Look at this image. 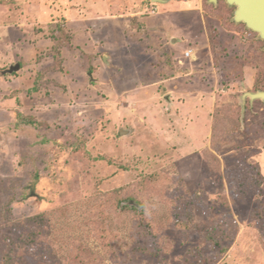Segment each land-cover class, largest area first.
<instances>
[{
    "label": "rangeland",
    "instance_id": "rangeland-1",
    "mask_svg": "<svg viewBox=\"0 0 264 264\" xmlns=\"http://www.w3.org/2000/svg\"><path fill=\"white\" fill-rule=\"evenodd\" d=\"M1 1L0 235L24 232L17 263L264 264V100L239 102L264 90V41L230 21L233 7ZM60 22L71 47L91 40L105 61L63 48L51 70ZM115 194L137 210L103 208ZM36 214L47 232L32 236ZM6 249L0 237V264Z\"/></svg>",
    "mask_w": 264,
    "mask_h": 264
},
{
    "label": "trees",
    "instance_id": "trees-1",
    "mask_svg": "<svg viewBox=\"0 0 264 264\" xmlns=\"http://www.w3.org/2000/svg\"><path fill=\"white\" fill-rule=\"evenodd\" d=\"M0 2H3L0 0ZM212 14L214 15L215 12H212ZM215 17V16H214ZM222 23L223 25L228 28H225L227 30H234L233 29V26H230V25H227L224 23V21L222 20ZM138 26V24H137ZM65 27L63 25V23H55L53 25V28L50 29V35H48V38L50 39V43L48 44V46L45 47L44 49V55L45 56H48L52 59V65H50V69L51 70H55V71H61L63 70L62 66L63 64L67 61V57L70 56V57H73L75 60L77 58H80V60H83V59H88V61H91V63H95V61L97 60H100L102 62H104L105 60H103V57L100 55H98L96 53V46L94 42H92L91 40H86L85 42L83 41L82 43V46H76V47H71V34H69L68 32H66L65 30ZM89 37V35H87ZM65 49L67 50L66 54H68V56L66 54H63L62 53V49ZM72 49V50H70ZM211 49H212V52H213V64H220V62L222 61H225L226 58H227V54L224 53V51H222V48L220 47V44H219V40L218 39H214L213 37V40L211 41ZM30 55L32 54V52L34 51H30ZM40 54H35V57H36V61H40L42 60V56L40 57ZM44 60V59H43ZM25 62L24 61H20L19 63V66H20V69L24 66ZM90 65L89 66V70H93L94 69V65ZM172 64L170 63V66L171 67ZM228 70H230L228 68ZM226 70V72L228 73L229 71ZM197 70H195V72L193 73L194 76H196L198 74V71L196 72ZM43 73V71L39 70L36 72V75H35V79H34V82H33V85L30 87V90L31 91H36L38 90V81H40V77H41V74ZM16 74V73H14ZM173 79V77H170ZM231 79V78H230ZM228 79V80H230ZM175 80V78L173 79ZM209 81V80H208ZM211 81V80H210ZM209 81L206 82L205 81V84H209L207 85L208 87H205V89H212V83ZM231 84V83H230ZM229 84L226 83V85L224 86H227ZM194 88H196L195 86L196 85H193ZM211 86V87H209ZM198 87V86H197ZM204 87V85H203ZM197 89V88H196ZM195 90V89H194ZM206 95V98H208V94H205ZM217 104V103H216ZM217 106L218 104L216 105V107L212 110L217 111ZM204 109V108H203ZM220 134H219V131L217 128H212V134H211V137H210V144L211 146H216L219 139H220ZM81 147V146H80ZM79 148V152L81 150V148ZM75 151L77 152V149H75ZM151 178V176H150ZM153 178V177H152ZM32 192V191H31ZM33 197V196H32ZM31 199H34L31 198ZM133 201V197L129 194L128 196H123V195H118L114 197H110L108 198L107 201H105L103 203V208L104 207H113L116 209L117 206L120 207V209H122L123 211H127V210H137L133 204H129L128 201ZM133 202H136V201H133ZM43 219V216L41 214H36L34 216H31L30 217V221H34L35 223V226L33 228V234L32 236H36L38 234H44L47 232V225L45 223V221H39ZM44 220V219H43ZM23 236H24V232L22 231H18V234L17 235H11V234H4V235H0V237L3 239V241L5 242V245L7 247L6 249V252L4 253V256L7 260H4L6 261L7 264H18L17 262L19 261H16L15 258H14V255L16 254L17 251L23 249L25 247L26 244L23 243ZM210 239H212L210 237ZM215 244L216 241H215ZM13 255V256H12Z\"/></svg>",
    "mask_w": 264,
    "mask_h": 264
},
{
    "label": "water",
    "instance_id": "water-1",
    "mask_svg": "<svg viewBox=\"0 0 264 264\" xmlns=\"http://www.w3.org/2000/svg\"><path fill=\"white\" fill-rule=\"evenodd\" d=\"M165 0H151L154 3H163ZM213 5L218 0H207ZM227 6L233 7L230 21L235 24H243L245 29L256 33V38L264 41V0H223ZM264 50V47H263ZM19 65L11 66L9 72L17 70ZM168 98V97H167ZM166 98V99H167ZM250 101L264 100V90L246 91L239 97L240 105L243 107L245 99ZM169 99V98H168ZM33 184L31 185V191Z\"/></svg>",
    "mask_w": 264,
    "mask_h": 264
},
{
    "label": "crops",
    "instance_id": "crops-1",
    "mask_svg": "<svg viewBox=\"0 0 264 264\" xmlns=\"http://www.w3.org/2000/svg\"><path fill=\"white\" fill-rule=\"evenodd\" d=\"M168 1H169V0H165L163 3H159V4L165 6V5L168 4ZM191 52H193V51L191 50Z\"/></svg>",
    "mask_w": 264,
    "mask_h": 264
},
{
    "label": "built area",
    "instance_id": "built-area-1",
    "mask_svg": "<svg viewBox=\"0 0 264 264\" xmlns=\"http://www.w3.org/2000/svg\"><path fill=\"white\" fill-rule=\"evenodd\" d=\"M152 12H153V11H152ZM189 53H191V50L186 51V52H185V56H188Z\"/></svg>",
    "mask_w": 264,
    "mask_h": 264
},
{
    "label": "flooded vegetation",
    "instance_id": "flooded-vegetation-1",
    "mask_svg": "<svg viewBox=\"0 0 264 264\" xmlns=\"http://www.w3.org/2000/svg\"><path fill=\"white\" fill-rule=\"evenodd\" d=\"M151 1V0H150Z\"/></svg>",
    "mask_w": 264,
    "mask_h": 264
}]
</instances>
